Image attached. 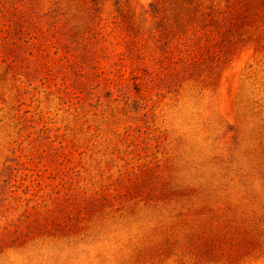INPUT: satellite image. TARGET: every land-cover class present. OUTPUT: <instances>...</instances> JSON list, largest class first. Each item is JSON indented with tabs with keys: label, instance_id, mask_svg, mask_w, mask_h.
Here are the masks:
<instances>
[{
	"label": "rangeland",
	"instance_id": "rangeland-1",
	"mask_svg": "<svg viewBox=\"0 0 264 264\" xmlns=\"http://www.w3.org/2000/svg\"><path fill=\"white\" fill-rule=\"evenodd\" d=\"M86 1L0 0V264H264V13Z\"/></svg>",
	"mask_w": 264,
	"mask_h": 264
},
{
	"label": "trees",
	"instance_id": "trees-1",
	"mask_svg": "<svg viewBox=\"0 0 264 264\" xmlns=\"http://www.w3.org/2000/svg\"><path fill=\"white\" fill-rule=\"evenodd\" d=\"M222 1L225 2L226 6L229 4V0H152L148 4L147 9L141 8L140 15L146 20L150 19L156 26L160 27L162 26V20H158L160 14L168 11L175 20V23L182 24L184 22V15H187L188 12L195 13L199 12V9H203L207 11L203 16L209 17L214 13L213 7ZM235 1V4L239 8V12L236 15L233 14V16H235V20H238L241 26H244V21L250 19V17L254 18L257 14L264 13V0ZM86 5L88 6L86 7ZM103 7H112L114 12L117 13L121 19L125 18V14L130 17L136 14V7L132 6L129 0H87L85 6H82L86 27L88 24H91L95 18H99L97 14L101 12ZM99 20L101 21V18H99ZM214 24L217 25L216 29L218 30L223 28V26H221L222 24H218V21H215ZM228 32H230V29L223 31V34Z\"/></svg>",
	"mask_w": 264,
	"mask_h": 264
}]
</instances>
